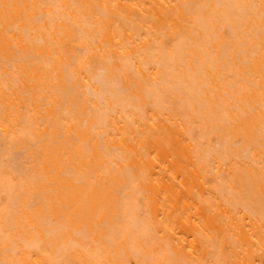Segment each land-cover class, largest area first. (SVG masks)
<instances>
[{"label":"bare ground","instance_id":"bare-ground-1","mask_svg":"<svg viewBox=\"0 0 264 264\" xmlns=\"http://www.w3.org/2000/svg\"><path fill=\"white\" fill-rule=\"evenodd\" d=\"M0 264H264V0H0Z\"/></svg>","mask_w":264,"mask_h":264}]
</instances>
